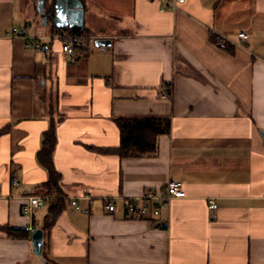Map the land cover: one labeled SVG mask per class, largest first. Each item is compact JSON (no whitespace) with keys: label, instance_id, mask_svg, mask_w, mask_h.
I'll list each match as a JSON object with an SVG mask.
<instances>
[{"label":"crops","instance_id":"1","mask_svg":"<svg viewBox=\"0 0 264 264\" xmlns=\"http://www.w3.org/2000/svg\"><path fill=\"white\" fill-rule=\"evenodd\" d=\"M38 1L51 13L53 0H0V264H264V0H186L184 14L151 0H80L83 30L64 31L88 47L73 59L44 39L57 29L53 18L41 26ZM211 30L245 32L248 51L219 49ZM147 116L170 122L153 155L100 151L119 147L116 119ZM52 120L63 197L26 216L23 198L46 196L37 154ZM171 182L184 199L151 221L127 216L125 199ZM57 202L44 259L31 238L8 237L42 230Z\"/></svg>","mask_w":264,"mask_h":264},{"label":"built area","instance_id":"2","mask_svg":"<svg viewBox=\"0 0 264 264\" xmlns=\"http://www.w3.org/2000/svg\"><path fill=\"white\" fill-rule=\"evenodd\" d=\"M154 2H158L161 5V12L169 11L174 14H184L181 6L186 2V0H151ZM216 37V45L221 50H226L230 47L237 49L248 51L246 48V43L249 40V36L245 32H240L236 36L229 37L223 35L215 30H211ZM12 36L20 39L27 40L29 39L26 36V28H13ZM36 41L35 49L37 52H41L43 50L42 46L39 43L41 38L33 37ZM52 42L60 41L62 44L61 51L66 56L71 59L74 58V53L76 49L86 50L87 39L83 37L74 36L68 34L66 32H58L48 38ZM172 96L169 89H165L162 92L163 98H170ZM11 183L13 187L17 188L20 185L18 177L14 176L11 179ZM1 188V184H0ZM186 197L185 192L183 191L182 184L179 182H171L168 184L166 189L160 194L148 193L139 198H128L125 199V210L126 214L130 219L133 220H143V221H151L155 218H158L161 215V211L164 208H167L170 203L175 199H184ZM55 198H51L48 196H30L25 197L23 200L25 204L22 207V213L26 216H32L37 210L42 209L45 204ZM75 201V202H74ZM77 199H74L72 202L73 206H76ZM211 209L214 211L217 209V204L214 201L210 202ZM105 209L108 212L114 213L117 211V207L113 203H108L105 206ZM162 227V226H160ZM26 231L31 235L35 233L36 229L33 227L26 228Z\"/></svg>","mask_w":264,"mask_h":264},{"label":"trees","instance_id":"3","mask_svg":"<svg viewBox=\"0 0 264 264\" xmlns=\"http://www.w3.org/2000/svg\"><path fill=\"white\" fill-rule=\"evenodd\" d=\"M55 0H53L54 3ZM48 18L54 19V10L48 13ZM66 32L56 30L54 33ZM68 33V32H66ZM69 34V33H68ZM80 36H82L80 34ZM116 123L120 132V145L115 150H100L104 153H113L120 157L121 160L131 158H144L153 155L157 150L158 139L165 135L170 126L167 117H139V118H118ZM57 145L56 122L51 121L48 130L43 134L42 147L37 154L39 165L48 173V181L43 186L46 190V196L61 199L63 192L60 188L61 176L54 168L53 155ZM53 200V199H52ZM50 200V201H52ZM63 202H57L53 205L47 217L45 218L42 230L49 231L55 224L56 219L64 210ZM6 234L14 239H30L31 234L26 229H5ZM43 253V259H44ZM46 264H54L48 259L43 260Z\"/></svg>","mask_w":264,"mask_h":264},{"label":"water","instance_id":"4","mask_svg":"<svg viewBox=\"0 0 264 264\" xmlns=\"http://www.w3.org/2000/svg\"><path fill=\"white\" fill-rule=\"evenodd\" d=\"M39 12L44 20V25L48 23L47 14L44 11V2L39 4ZM54 24L58 30H71L73 33H79L83 30L85 20L84 5L80 0H55L54 1ZM111 45L110 40H96L97 48H107ZM264 137V134H263ZM33 253L42 258L44 248V232L41 229L35 231L31 236Z\"/></svg>","mask_w":264,"mask_h":264},{"label":"rangeland","instance_id":"5","mask_svg":"<svg viewBox=\"0 0 264 264\" xmlns=\"http://www.w3.org/2000/svg\"><path fill=\"white\" fill-rule=\"evenodd\" d=\"M40 2L41 1H38V7H39ZM47 13H49V8L48 7H47V10H46V14ZM38 20L40 21V24H42L41 26L43 27L44 26V20L41 19V18H39ZM48 22H49V25H48V28H46V29H49L52 26V20H51V18H48ZM89 43L91 45H93V41H89Z\"/></svg>","mask_w":264,"mask_h":264}]
</instances>
